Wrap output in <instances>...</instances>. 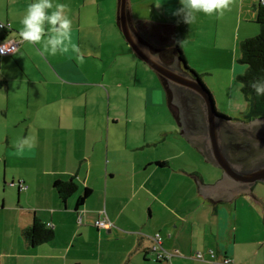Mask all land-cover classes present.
<instances>
[{"label": "crops", "instance_id": "1", "mask_svg": "<svg viewBox=\"0 0 264 264\" xmlns=\"http://www.w3.org/2000/svg\"><path fill=\"white\" fill-rule=\"evenodd\" d=\"M32 2L0 0V22L9 24L8 39L19 41L0 59V86L7 85L9 95L14 82L24 89L20 101L26 100L25 110L11 114L4 150L5 163L13 160L25 171L18 181L26 187L16 186L13 228L20 247L3 244L0 264H223L225 258L264 264V195L254 186L227 201L205 194L203 184L214 181L206 183L199 167L191 168L197 149L179 130L158 79L126 43L103 42L115 38L119 0H52L67 6L71 44L79 50L70 44L56 55L42 54V43L19 35ZM259 2L234 0L223 15L197 12L187 24L176 14L179 0H128V16L149 45L178 44L191 68L233 70L238 62L243 73L237 46L258 33ZM242 97L241 118L247 109ZM71 177L78 189L62 202L54 182ZM177 186L185 192L175 195ZM84 187L91 193L77 206ZM104 215L113 223L109 229L95 225ZM252 216L263 226L248 225ZM34 218L54 237L32 246L22 230ZM155 233L172 253L169 260L152 252Z\"/></svg>", "mask_w": 264, "mask_h": 264}, {"label": "water", "instance_id": "2", "mask_svg": "<svg viewBox=\"0 0 264 264\" xmlns=\"http://www.w3.org/2000/svg\"><path fill=\"white\" fill-rule=\"evenodd\" d=\"M117 22L132 53L166 79L184 138L205 161L221 169L216 181L203 184L205 194L227 201L264 183V117L245 121L219 113L210 90L185 62L174 58L165 63L132 28L128 0H119Z\"/></svg>", "mask_w": 264, "mask_h": 264}, {"label": "rangeland", "instance_id": "3", "mask_svg": "<svg viewBox=\"0 0 264 264\" xmlns=\"http://www.w3.org/2000/svg\"><path fill=\"white\" fill-rule=\"evenodd\" d=\"M120 35L121 34L119 29L118 30L115 29V38L110 39L109 37H107L106 40L103 42L109 44L111 41L118 40L120 41L121 44L125 45L126 42L124 41L123 38H121ZM127 47L129 48L128 45ZM107 49L109 50V47H107ZM237 55L239 56V45L237 46ZM141 63L144 64V62L142 61ZM195 64L194 67L191 69H194V71L198 70L200 72V70H202V67ZM235 65L236 68L233 70L228 65V66H221L215 72L205 73L202 71L198 74L202 76L201 80L203 81L205 86L210 90L217 111L232 119H239L241 118L242 115L240 111L242 109L241 108L242 102H240V97L242 96V94L240 90L241 84L237 76L240 75L241 73H239L240 71L238 69V66L240 64L238 62H235ZM241 65L246 68V65L244 64ZM150 71L151 73H153L154 77L158 79V76L155 74V72H153L151 69ZM1 72L3 71H0V76L2 75ZM128 72L131 73L130 71ZM129 77L127 74L126 75V78L128 79L127 82H130ZM139 79H142V81L145 84L150 82L149 78L148 81L147 78L145 77L143 78L141 76L139 77ZM6 86L7 85H5L4 83H2V85L0 86V249L1 246L4 244L8 250L13 251L12 250L13 243L15 244L16 247H20L18 243H15V240L18 237V233L13 229L14 224H16L15 219L18 216V212L15 209L19 199V195L17 194L16 182L20 180L18 179L20 177L19 175L24 176L25 171L17 163L13 164L14 163L13 160H10V162L6 164L4 161V154H5L4 150L6 149V136H7L6 129H8L9 125L11 124L10 122V119L12 117L11 114L13 112L19 113L20 111L25 110L26 100L24 99L20 101L24 96L23 88L18 89L17 86L15 87V83L13 82L12 87L14 88H12V92H10L9 95H7L5 91ZM160 88L163 90L162 85ZM143 93L144 91L140 90L139 95ZM134 100L140 102L139 99H134ZM241 101L245 103L243 99ZM246 107H247V102H246ZM157 109L158 108H156L155 110L157 111ZM192 149L194 152L192 150L191 152L194 153V156L191 158L193 160V164H191V168L198 166L203 174L204 181L206 183H209V181L211 182L212 180L216 181L221 176V172H222L221 169L205 161L204 157L199 152H197V150H195L194 148ZM172 190L175 195L183 194L185 192V189L179 188L178 186L177 188H172ZM253 191L256 192L258 191L264 195V184L262 182H257L254 185ZM135 201H137V199H135ZM35 203L36 201L33 199L29 201V204H35ZM136 206H137L136 204L135 205L129 204L128 209ZM144 208L146 209L148 207L144 205L143 209ZM247 224L250 226L252 225L254 226L260 225L261 227L263 226L262 219L255 218L254 216L249 218Z\"/></svg>", "mask_w": 264, "mask_h": 264}, {"label": "trees", "instance_id": "4", "mask_svg": "<svg viewBox=\"0 0 264 264\" xmlns=\"http://www.w3.org/2000/svg\"><path fill=\"white\" fill-rule=\"evenodd\" d=\"M255 23L259 28L258 33L255 36L246 38L239 43L240 55L238 60L240 63L246 65L245 71L237 76L240 84L243 85V87L240 86V90L247 102V109L242 116V119L245 121L258 117H264V95H257L256 91L251 86L252 83L256 81L264 82V4H261L260 2L257 9ZM0 24L2 23L0 22ZM3 24L4 27L0 26V41L10 40L8 39L9 24ZM116 24L118 27V22ZM131 26L134 28L132 24ZM151 49L155 52H158L165 63H171L174 58H179L185 62L188 70L192 71L194 75L200 78L199 74L191 69V67H189L186 63L183 51L178 44H173L170 46L161 45V47L156 48L151 46ZM129 51L131 50L129 49ZM2 57H0V59ZM156 75L158 76V80L163 87L164 94L167 103L170 106L171 112L178 121L177 108L172 103L170 87L165 78L158 74ZM157 163L159 164V162ZM16 186H18V182H16ZM54 188L60 200L65 202L70 195L77 191L78 184L74 181V178L71 177L68 180H56L54 182ZM90 193L91 189L84 187L82 193L78 196L77 206L81 205L90 195ZM22 237L28 242V244L34 246L51 240L54 237V231L52 228H49L44 223H42L38 218H34L32 223L22 230Z\"/></svg>", "mask_w": 264, "mask_h": 264}, {"label": "clouds", "instance_id": "5", "mask_svg": "<svg viewBox=\"0 0 264 264\" xmlns=\"http://www.w3.org/2000/svg\"><path fill=\"white\" fill-rule=\"evenodd\" d=\"M179 2L181 7L177 9L176 14L182 15L184 22L189 24L195 21L197 12L223 15L225 10H230L234 0H179ZM66 8L67 6L62 4L54 6L52 0H33L20 20L22 27L19 35L22 40L32 44L42 43V54L67 53L71 44L72 21L65 11ZM50 9L52 11H49ZM45 24L49 25L47 32ZM71 49L79 51L74 44H71ZM251 86L257 95H264V82L256 81Z\"/></svg>", "mask_w": 264, "mask_h": 264}, {"label": "built area", "instance_id": "6", "mask_svg": "<svg viewBox=\"0 0 264 264\" xmlns=\"http://www.w3.org/2000/svg\"><path fill=\"white\" fill-rule=\"evenodd\" d=\"M261 4H264V0H260ZM4 24H0V26H3ZM4 27V26H3ZM18 47V41L15 40H4V41H0V57L11 54L12 52H14ZM18 187L19 188H25V184L22 181H18ZM95 225L99 228H110L111 226H113V223L108 219V217L106 215H104L103 217L99 218ZM153 239V246L151 247L152 252L155 254L157 259L160 260H169L172 253L164 250L161 247V237L159 235V233H155L152 236ZM211 253V255L213 256L212 251H209ZM196 257L201 259L202 254L199 252L196 254ZM231 260L229 258H225L223 259V264H230Z\"/></svg>", "mask_w": 264, "mask_h": 264}, {"label": "flooded vegetation", "instance_id": "7", "mask_svg": "<svg viewBox=\"0 0 264 264\" xmlns=\"http://www.w3.org/2000/svg\"><path fill=\"white\" fill-rule=\"evenodd\" d=\"M151 47V46H150ZM159 54V53H158ZM159 56H160V54H159ZM161 57V56H160ZM176 106V105H175ZM176 108H177V106H176ZM240 120H244V119H242V118H240Z\"/></svg>", "mask_w": 264, "mask_h": 264}]
</instances>
